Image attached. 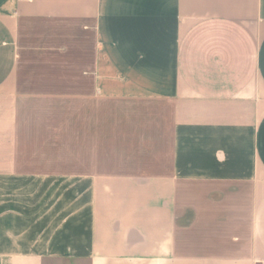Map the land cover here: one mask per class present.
I'll use <instances>...</instances> for the list:
<instances>
[{"label":"crops","instance_id":"1","mask_svg":"<svg viewBox=\"0 0 264 264\" xmlns=\"http://www.w3.org/2000/svg\"><path fill=\"white\" fill-rule=\"evenodd\" d=\"M260 263L264 0H0V264Z\"/></svg>","mask_w":264,"mask_h":264},{"label":"rangeland","instance_id":"2","mask_svg":"<svg viewBox=\"0 0 264 264\" xmlns=\"http://www.w3.org/2000/svg\"><path fill=\"white\" fill-rule=\"evenodd\" d=\"M28 185V190L30 189V186H32L33 187V185H35V184H27ZM31 187V188H32ZM260 264H264V263H260Z\"/></svg>","mask_w":264,"mask_h":264}]
</instances>
